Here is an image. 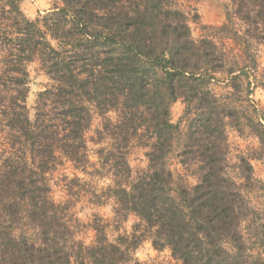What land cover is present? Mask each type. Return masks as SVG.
<instances>
[{
    "label": "trees",
    "instance_id": "trees-1",
    "mask_svg": "<svg viewBox=\"0 0 264 264\" xmlns=\"http://www.w3.org/2000/svg\"><path fill=\"white\" fill-rule=\"evenodd\" d=\"M59 1L30 20L22 0H0V264H140L133 250L142 237L111 242L95 227L96 239L86 244L70 208L52 197L48 175L60 156L77 167L89 161L91 107L118 114L97 132L109 138L115 219L137 216L153 246L181 264H264V224L250 225L254 210L228 173L227 126L239 121L242 104L213 90L228 79V89L240 93L239 74L248 67L209 34L229 30L233 16L194 39L179 0ZM233 5L244 36L264 41V0ZM35 61L54 86L39 94L31 120L27 67ZM178 100L185 110L174 124ZM246 113L250 124L240 126L263 141L264 108ZM183 123L178 159L185 170L197 165L192 187L168 164ZM135 141L147 167L133 179L125 150Z\"/></svg>",
    "mask_w": 264,
    "mask_h": 264
},
{
    "label": "rangeland",
    "instance_id": "rangeland-1",
    "mask_svg": "<svg viewBox=\"0 0 264 264\" xmlns=\"http://www.w3.org/2000/svg\"><path fill=\"white\" fill-rule=\"evenodd\" d=\"M61 6L59 0H22L21 2V9L30 20H35L40 15H45ZM179 7L189 14V26L194 39L206 34L203 32L204 26H220L226 22L228 13L233 16L234 25H231L229 30L223 33L210 30L209 34H214L219 42H227L231 57L244 61L248 67L242 72L243 76L242 73H238L240 93L228 89V79L222 80L223 82L214 86L213 90L219 96L231 93L230 98L237 105L242 104L238 110L239 121L230 122L227 126L228 173L254 210L250 216V225L258 227L264 224V140L253 135L252 129L240 125L250 124L245 120L248 118L246 113L248 109L264 108V41H256L244 36L245 26L233 15L235 12L233 0H179ZM27 70L30 79L26 105L30 119L34 120L39 94L51 89L54 82L48 77L39 61L28 64ZM249 83H251L250 88ZM249 90L253 94L247 99ZM91 109L93 121L84 136L89 161L85 168L77 167L60 156L48 175L53 199L70 208L71 223L78 228L76 235L86 244H92L96 239L95 227L103 229L111 242H115L120 236L132 237L136 234L142 237V242L133 250L137 262L181 264L172 256L169 249L158 250L153 246L149 238L150 231L137 216L129 215L123 221L115 219V201L110 197L111 195H107L108 187L114 186L109 163L105 161V158H109V138L106 135L100 136L97 132L103 128L107 120L116 121L118 114L111 112L101 116L95 107ZM184 110L185 104L182 100L172 104L171 119L174 124L181 120ZM186 133L187 125L183 123L181 135H178L168 164L176 178L183 176L189 187H192L198 183L197 165L193 164L189 170H185L178 159ZM4 137L0 133V148ZM101 150L104 152L102 153ZM125 152L135 179L137 173L147 167L146 151L139 142L135 141V144ZM28 232L36 237L34 230Z\"/></svg>",
    "mask_w": 264,
    "mask_h": 264
}]
</instances>
